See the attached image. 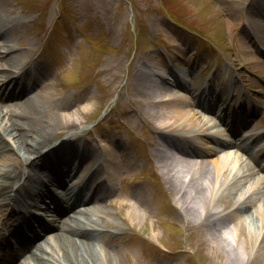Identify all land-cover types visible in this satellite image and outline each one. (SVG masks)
Returning <instances> with one entry per match:
<instances>
[{"label": "rangeland", "instance_id": "1", "mask_svg": "<svg viewBox=\"0 0 264 264\" xmlns=\"http://www.w3.org/2000/svg\"><path fill=\"white\" fill-rule=\"evenodd\" d=\"M244 1L247 4L252 0ZM233 6V0H0V8L12 11V16L29 12V25L19 26L16 35L20 42H31L35 64L50 70L45 91L54 98L75 93L68 108L56 111L62 120L66 116L74 122L69 129L61 125L57 136L66 131L73 134L72 143L90 147L89 156L75 174L92 171V158L99 156L101 145L113 148L116 142L118 155L113 159L111 181L116 190L100 204V210H95L92 219L97 222L104 216L111 222L106 231L113 232L110 238L115 243L118 264H264L260 240L256 237L251 242L241 233L240 244L225 236L223 244L229 259L218 263V253L209 246L207 226L198 227L196 219L187 223L180 216L175 198L156 169L159 166L153 150L159 135L154 121L131 115L133 109L143 112L132 89L134 70L146 69L143 62L153 63L156 74L150 78L158 81L159 75L169 77L168 67L176 69L174 64L187 71L188 80L194 76L212 92L222 83L225 91L240 88L253 98H262L248 126L252 127L250 133L264 128V83L259 79L264 78V67L259 64L262 51L244 34L248 15ZM259 17L264 18V11ZM260 32L264 29H254L252 35ZM38 55L41 61H37ZM214 66L216 72L211 77ZM171 75L176 81L181 78L178 72ZM235 77L239 82H233ZM181 95L190 99L188 93ZM209 119L216 123L214 118ZM189 124V120H183V132ZM10 154L13 160H19L13 151ZM150 171L158 177L143 173ZM103 172L100 167L96 177ZM124 179L131 186H125ZM229 180L230 185L237 186L240 178L232 176ZM137 188L146 199L140 201L133 218V205L122 206V202L129 200L125 198ZM111 201L116 205H109ZM85 204L94 206V201L76 207ZM235 221L224 223L220 231L225 234L226 226L232 227ZM231 243L237 246L231 249Z\"/></svg>", "mask_w": 264, "mask_h": 264}, {"label": "bare ground", "instance_id": "2", "mask_svg": "<svg viewBox=\"0 0 264 264\" xmlns=\"http://www.w3.org/2000/svg\"><path fill=\"white\" fill-rule=\"evenodd\" d=\"M233 5L235 11L248 15L249 24L245 27L246 32L244 31L247 38L251 36L250 31L264 29V20L258 16L259 12L264 11V0H252L247 4L244 0H233ZM29 21V12L26 10L12 16V11L0 8V82L9 80L8 85H0V161L3 164L0 168V233L10 220L6 219V215L14 211L17 203L23 200L20 194L24 193L26 198L39 191L43 193L47 190L48 183L55 182L62 185L56 192L65 198L79 185L69 179V175L77 172L76 166L69 165L67 158L75 150L63 148L59 151L56 149L59 148L57 144L50 146L49 142L52 137L57 136L56 131L61 125L65 129L74 125L66 116L62 120L56 111L68 108L75 93L73 91L54 98L45 91V81L50 70L47 71L40 63L34 65L31 42H20L16 35L18 27L26 28ZM260 37L264 43V33H260ZM259 64L264 67L263 63ZM31 65L35 67L33 73L28 71ZM143 66L149 68L150 73L141 67L134 70L131 78L134 95L138 97L137 101L141 103L143 112L133 109L131 115H143L154 121V129L159 135V141L153 150L155 164L161 169L166 188L175 197L180 216L187 223L196 219L198 227L207 226L209 246L218 253V263L224 262V258L226 261L229 259V252L223 244L225 236L232 237L233 242L238 244L243 241L240 233L251 242H255L257 237L260 245L264 246V174L261 173L264 172V165L258 161L257 154L264 149L251 152L247 147L251 138L245 133L238 139L224 142L241 153L234 157L225 155V159L212 158V154H216L225 144L220 142L223 137L217 131L197 132L208 129V122L201 114L212 110L201 99H193L200 92L197 78L190 77L189 82L187 71L168 67L169 77L159 75L160 80L154 81L150 78L152 73L156 74L153 63L143 62ZM102 70H106L105 67ZM172 70L180 74L179 81L171 75ZM14 74L16 75L13 76ZM37 85H40L39 89L35 88ZM181 92H187L194 101L186 100ZM203 93L204 91L201 92ZM220 98L219 96V104L222 107L226 102L220 101ZM240 104H244V101ZM259 104L260 100L255 99L249 104L250 110L257 109ZM236 106L234 103L229 114H232ZM196 108L201 111L200 115L196 113ZM223 113L228 114L224 110ZM185 119L190 124L183 132L180 127ZM187 133L189 139L183 141L182 137ZM68 139H72V136L67 137ZM199 139L200 146L194 143ZM11 151L19 156V160L12 159ZM105 152V163L109 170L106 181L111 185L106 181L96 185L89 180L85 193L81 190L75 200L84 202L92 199L98 206L84 207L68 214L63 212L68 203L62 204L58 213L47 220V224H51L50 227L56 231L51 235H44V229L38 226L37 234L2 264H11L13 257L21 258L15 264H118L115 261V243H111L110 238L113 233L105 232L99 226L104 224L108 227L111 222L104 216L97 222L92 219L95 210H100L101 202L106 201L116 190L111 181L112 166L115 164L113 158L118 153L111 152L109 148ZM40 155L43 157L37 159ZM37 161L42 163L40 166L48 174L42 176L39 171L33 170L25 172L24 163L33 165ZM227 161L230 164L231 161L241 163L239 165L242 166L246 184L240 186L236 183L238 187L229 184V177L234 174L231 169L227 174L224 172ZM63 176L66 178L62 180ZM92 176L93 174L89 178ZM124 194L127 196L126 191ZM129 197L134 201L130 211V217L134 218L138 213L136 207L146 196L137 189ZM234 220L236 221L232 227L227 225V231L223 234L220 229L224 223ZM11 221L14 222V219ZM37 237L42 240L30 247L32 240ZM234 243L230 244L231 249L237 246Z\"/></svg>", "mask_w": 264, "mask_h": 264}]
</instances>
